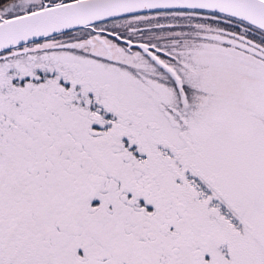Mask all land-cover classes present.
I'll use <instances>...</instances> for the list:
<instances>
[{
	"label": "snow or ice",
	"instance_id": "obj_1",
	"mask_svg": "<svg viewBox=\"0 0 264 264\" xmlns=\"http://www.w3.org/2000/svg\"><path fill=\"white\" fill-rule=\"evenodd\" d=\"M0 264H264V0H0Z\"/></svg>",
	"mask_w": 264,
	"mask_h": 264
}]
</instances>
